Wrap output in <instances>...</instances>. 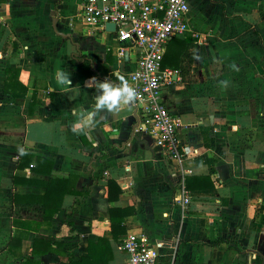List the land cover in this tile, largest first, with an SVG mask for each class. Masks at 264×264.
Here are the masks:
<instances>
[{"label": "crops", "instance_id": "0c3cea01", "mask_svg": "<svg viewBox=\"0 0 264 264\" xmlns=\"http://www.w3.org/2000/svg\"><path fill=\"white\" fill-rule=\"evenodd\" d=\"M188 2L190 32L163 58L179 169L126 94L133 52L76 26L77 0H0V264H26L36 239L53 244L41 264H69L66 251L79 262L99 239L109 264H126L129 231L158 264H264V0ZM116 207L130 212L117 241Z\"/></svg>", "mask_w": 264, "mask_h": 264}, {"label": "built area", "instance_id": "2783aa9c", "mask_svg": "<svg viewBox=\"0 0 264 264\" xmlns=\"http://www.w3.org/2000/svg\"><path fill=\"white\" fill-rule=\"evenodd\" d=\"M189 9L188 0H77L75 17V23L111 34L118 57L134 53L135 67L126 94L140 113L151 145L162 149L179 169L184 160L179 120L162 98L175 72L163 68L162 61L167 44L190 32ZM107 24L114 25L115 31H106ZM191 201L190 194L182 190L178 199L182 213ZM119 248L126 255V264H158V249L145 233L127 232Z\"/></svg>", "mask_w": 264, "mask_h": 264}, {"label": "trees", "instance_id": "16d2710c", "mask_svg": "<svg viewBox=\"0 0 264 264\" xmlns=\"http://www.w3.org/2000/svg\"><path fill=\"white\" fill-rule=\"evenodd\" d=\"M185 55V54H184ZM173 58V57H172ZM175 59V58H173ZM86 60V59H85ZM167 60V59H166ZM163 59L162 61V67L168 68L167 65L171 63V58L166 61ZM88 61V60H86ZM176 68L178 66L176 65ZM13 85H10L8 87H12ZM11 93V91L7 90ZM22 159H24V164H29L31 159L28 156H22ZM114 182H109V196L108 198L111 200V190L114 187ZM47 185V189H48ZM54 202L53 198H47L45 199L43 206H44V212L43 217L47 220L52 219L55 213H57V209H49V206ZM75 212V209L72 210V213ZM130 212L127 210H123L121 208H112L110 210V221H111V230H112V237L117 241L118 237L125 234V228L123 226L124 218L129 215ZM70 226V224H67ZM53 244L51 242H47L44 240L36 239L33 242L32 250L29 256L25 259L26 264H41L40 262L33 259L34 255H43L45 253H48L52 251ZM63 254L68 255V263L69 264H109L110 258L109 254L111 255V246L108 240L106 239H99L96 242H89L87 247V255L79 260V262H74V256L71 254V252H64Z\"/></svg>", "mask_w": 264, "mask_h": 264}, {"label": "water", "instance_id": "95a60500", "mask_svg": "<svg viewBox=\"0 0 264 264\" xmlns=\"http://www.w3.org/2000/svg\"><path fill=\"white\" fill-rule=\"evenodd\" d=\"M52 15L55 17V12H52ZM53 22H55V21H53ZM105 30L108 32H114L115 27L112 24H107Z\"/></svg>", "mask_w": 264, "mask_h": 264}, {"label": "rangeland", "instance_id": "374dc122", "mask_svg": "<svg viewBox=\"0 0 264 264\" xmlns=\"http://www.w3.org/2000/svg\"><path fill=\"white\" fill-rule=\"evenodd\" d=\"M75 25H76V26H79L81 29H83V28L81 27L82 25L79 24L78 22H76ZM80 25H81V26H80ZM89 29H91V28H89Z\"/></svg>", "mask_w": 264, "mask_h": 264}]
</instances>
